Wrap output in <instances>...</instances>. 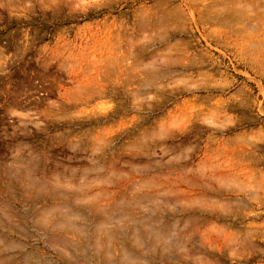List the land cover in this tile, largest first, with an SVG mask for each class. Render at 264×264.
<instances>
[{
	"label": "rangeland",
	"instance_id": "1",
	"mask_svg": "<svg viewBox=\"0 0 264 264\" xmlns=\"http://www.w3.org/2000/svg\"><path fill=\"white\" fill-rule=\"evenodd\" d=\"M0 264H264V0H0Z\"/></svg>",
	"mask_w": 264,
	"mask_h": 264
},
{
	"label": "bare ground",
	"instance_id": "2",
	"mask_svg": "<svg viewBox=\"0 0 264 264\" xmlns=\"http://www.w3.org/2000/svg\"><path fill=\"white\" fill-rule=\"evenodd\" d=\"M224 1V0H223ZM240 11H242V10H240ZM242 14V13H241ZM235 15V14H234ZM243 16V15H242ZM220 17V16H219ZM231 17H233V16H231ZM221 18V17H220ZM229 21H230V19H228ZM225 21V20H224Z\"/></svg>",
	"mask_w": 264,
	"mask_h": 264
}]
</instances>
